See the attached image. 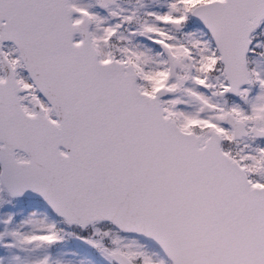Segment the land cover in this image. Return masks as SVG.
<instances>
[{
    "label": "snow or ice",
    "instance_id": "obj_1",
    "mask_svg": "<svg viewBox=\"0 0 264 264\" xmlns=\"http://www.w3.org/2000/svg\"><path fill=\"white\" fill-rule=\"evenodd\" d=\"M0 264H264V0H0Z\"/></svg>",
    "mask_w": 264,
    "mask_h": 264
}]
</instances>
